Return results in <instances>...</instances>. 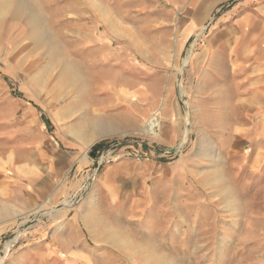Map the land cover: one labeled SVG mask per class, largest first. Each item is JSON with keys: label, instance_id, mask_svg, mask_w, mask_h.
I'll list each match as a JSON object with an SVG mask.
<instances>
[{"label": "rangeland", "instance_id": "374dc122", "mask_svg": "<svg viewBox=\"0 0 264 264\" xmlns=\"http://www.w3.org/2000/svg\"><path fill=\"white\" fill-rule=\"evenodd\" d=\"M185 2L0 0V175L22 189L1 264H264L254 141L221 148L192 112L217 14L184 23Z\"/></svg>", "mask_w": 264, "mask_h": 264}, {"label": "crops", "instance_id": "0c3cea01", "mask_svg": "<svg viewBox=\"0 0 264 264\" xmlns=\"http://www.w3.org/2000/svg\"><path fill=\"white\" fill-rule=\"evenodd\" d=\"M183 7L187 14L181 18L187 24H206L217 14L211 33L197 54L198 79L190 96L196 129L206 136H223L219 144L221 148L227 144L225 149L239 140L252 139L254 170L259 173L264 170V0H186ZM162 108L163 105L158 111ZM162 110L167 117L172 115L170 109ZM92 132L88 141L95 144L114 135L113 130L101 124L95 125ZM175 134L171 127L169 137L162 141H173ZM98 149L94 146L91 155ZM127 163L110 167L104 180L111 172L128 166ZM146 164L142 165L144 171ZM19 191L22 189L12 175H0V248L3 236L18 221ZM2 255L5 259L0 249ZM7 258L8 264H22L28 255L12 253Z\"/></svg>", "mask_w": 264, "mask_h": 264}, {"label": "bare ground", "instance_id": "6f19581e", "mask_svg": "<svg viewBox=\"0 0 264 264\" xmlns=\"http://www.w3.org/2000/svg\"><path fill=\"white\" fill-rule=\"evenodd\" d=\"M190 56H191V53H190V55H189V57L187 58V60H190ZM74 70V69H73ZM69 71H71V70H69ZM150 129V131H148L151 135H155L156 134V132H158V131H160V128H161V125H160V122H159V120H158V118L157 117H155V118H153L152 120H151V122L149 123V125L147 126V130H149ZM186 133H187V135H186V139L181 143V145L180 146H183L185 143H186V140H187V138H188V131H186ZM185 138V137H184ZM102 139V138H101ZM69 199V198H68ZM93 199H94V197H90L89 198V201H90V204H92V201H93ZM69 204V203H68ZM13 242V241H12ZM16 242V241H15ZM11 246V245H10ZM7 248H8V246H6L5 247V249L7 250ZM1 261H2V258H0V264H1Z\"/></svg>", "mask_w": 264, "mask_h": 264}, {"label": "water", "instance_id": "95a60500", "mask_svg": "<svg viewBox=\"0 0 264 264\" xmlns=\"http://www.w3.org/2000/svg\"><path fill=\"white\" fill-rule=\"evenodd\" d=\"M184 99H185V96H184ZM181 147L182 146H178L176 149H172V150H169V151H170V153H176V152L181 150ZM7 252H9V251H7Z\"/></svg>", "mask_w": 264, "mask_h": 264}, {"label": "built area", "instance_id": "2783aa9c", "mask_svg": "<svg viewBox=\"0 0 264 264\" xmlns=\"http://www.w3.org/2000/svg\"><path fill=\"white\" fill-rule=\"evenodd\" d=\"M111 161H108L107 163L110 164Z\"/></svg>", "mask_w": 264, "mask_h": 264}]
</instances>
